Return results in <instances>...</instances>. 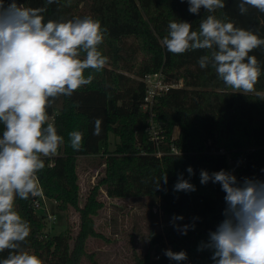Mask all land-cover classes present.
Segmentation results:
<instances>
[{
    "label": "trees",
    "instance_id": "obj_1",
    "mask_svg": "<svg viewBox=\"0 0 264 264\" xmlns=\"http://www.w3.org/2000/svg\"><path fill=\"white\" fill-rule=\"evenodd\" d=\"M224 2L225 7L214 13L217 18L231 21L264 39V13L249 8L242 15L239 0ZM17 3L30 8L46 7L45 22L85 16L99 20L106 29L100 50L109 58L101 72L92 73L94 80L90 85L70 98L59 97L48 109L49 122L65 143L58 156L44 158L45 168L38 173L40 190L58 210L78 213L79 231L75 237L69 232L54 236L47 233L45 217L35 213L32 197L17 198L16 210L31 227L22 247L38 255L43 264H98L96 253L89 250V242L109 243L95 228V217L103 208L98 191H103L108 198L149 197L161 204L166 217L165 230L150 231L146 254L134 252V264H214L212 251L201 250L200 246L224 219L225 193L218 183L210 181L202 185L200 171L211 174L222 169L235 170L238 180L254 177L264 181V47L250 53L256 56L262 70L254 91L238 93L227 87L210 66L199 67L198 59L206 50L174 55L162 46L170 21H186L192 24V30H198L201 19L209 14L203 9L199 15L191 14L187 0H58L52 4H46L45 0H17ZM157 73L171 83L182 81L183 87L160 98L151 118L142 109L146 88L141 79ZM97 118L102 121L99 136L93 135ZM151 124L160 126L162 137L165 136L161 157L150 140ZM74 130L83 133L79 151L69 145L68 134ZM2 131L0 125V136ZM111 133L119 138V143L105 158L103 178L81 206L78 159L100 156ZM172 147L178 154L171 152ZM189 166L194 171L192 176L187 172ZM165 173L167 185L161 181V190H155L154 181ZM181 174L195 185L196 191L173 190ZM174 216L183 217L175 224L194 225V229L181 234L173 226ZM169 247L173 252L185 251L187 259L170 260L164 255ZM7 256V250L0 252V259Z\"/></svg>",
    "mask_w": 264,
    "mask_h": 264
},
{
    "label": "clouds",
    "instance_id": "obj_2",
    "mask_svg": "<svg viewBox=\"0 0 264 264\" xmlns=\"http://www.w3.org/2000/svg\"><path fill=\"white\" fill-rule=\"evenodd\" d=\"M187 3L191 14L199 15L201 9L209 14L201 19L198 30H192V24L186 21H170L162 46L174 55L206 50L198 59L201 69L210 66L227 87L238 93L253 92L262 70L250 53L264 47V39L217 18L214 13L225 7L224 0ZM249 8L264 13V0H239L240 14H247ZM45 11L46 7L30 8L17 0L7 4L0 0V252L8 251L0 264H43L38 255L22 247L31 227L16 210V200L40 194L38 173L45 168L44 158L56 156L65 143L49 122L48 109L59 97L70 98L90 85L92 73L101 72L109 62L100 50L106 29L99 20L85 16L45 22ZM101 124L97 118L93 135L101 134ZM68 137L74 151L82 149V132L71 131ZM187 172L194 175L191 166ZM161 181L167 185L166 173L154 181L155 190H161ZM210 181L221 185L226 208L224 219L209 232L201 250L212 251L214 264H264V181L254 177L238 180L223 169L211 174L201 170L200 183ZM173 190L194 192L196 188L181 174ZM182 219L174 216L172 223L186 235L194 225L175 224ZM164 255L177 262L187 259L185 251L168 249Z\"/></svg>",
    "mask_w": 264,
    "mask_h": 264
},
{
    "label": "rangeland",
    "instance_id": "obj_3",
    "mask_svg": "<svg viewBox=\"0 0 264 264\" xmlns=\"http://www.w3.org/2000/svg\"><path fill=\"white\" fill-rule=\"evenodd\" d=\"M140 60L141 57H138V63ZM177 134L178 130L175 131V136ZM164 138L165 136L161 138L162 142L159 146L161 151L165 148ZM118 143L119 138L111 133L100 156L78 159L77 174L81 206H84L89 194L103 178L105 158L115 150ZM59 150L56 156L60 154ZM231 172L237 177L235 170ZM98 199L103 204V208L95 217V228L99 234L109 240V243L103 240H91L89 250L96 253L98 264H134V252L141 256L146 254L150 231L154 228L163 233L165 230L166 217L161 204L154 203V199L149 197L108 198L103 191H98ZM49 208L57 219L55 223L46 221L48 232L53 236L69 232L75 237L79 231L78 213L74 210L62 212L52 201L49 203ZM169 249L172 250V247Z\"/></svg>",
    "mask_w": 264,
    "mask_h": 264
},
{
    "label": "built area",
    "instance_id": "obj_4",
    "mask_svg": "<svg viewBox=\"0 0 264 264\" xmlns=\"http://www.w3.org/2000/svg\"><path fill=\"white\" fill-rule=\"evenodd\" d=\"M145 85V94L143 98V106L142 109L144 112H147L151 118H153V111L156 104L159 102V99L167 95L172 89L182 88V81L179 83H171L168 82L166 77L162 73L157 74H149L144 76L141 79ZM150 140L153 142L158 148V156L161 157L163 152L159 149L163 130L158 127V125L151 124V127L148 129ZM171 152L174 154H178V150L175 147H172ZM40 190V189H39ZM51 201L48 200L40 190V194L36 197H32V205L34 211L38 215H42L45 217L46 221H50L52 223L56 222V216L51 214L49 203ZM47 233L48 230H46ZM159 259V257L157 258Z\"/></svg>",
    "mask_w": 264,
    "mask_h": 264
}]
</instances>
